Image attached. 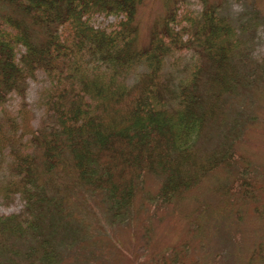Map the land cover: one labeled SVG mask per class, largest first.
I'll return each mask as SVG.
<instances>
[{"label": "trees", "instance_id": "trees-1", "mask_svg": "<svg viewBox=\"0 0 264 264\" xmlns=\"http://www.w3.org/2000/svg\"><path fill=\"white\" fill-rule=\"evenodd\" d=\"M143 1L0 0V104L10 93L23 98L27 79L39 71L55 81L46 96L49 124L32 129L25 114L9 121V132L0 125L12 175L0 189L25 201L23 213L0 215V264H60L46 232L68 229L62 223L69 213L55 188L48 189L54 176L100 195L118 218L145 174L162 178L157 198L169 205L211 171L236 162L226 140L206 155L200 147L226 118L229 98L250 77L264 79V58L254 62L241 51L236 28L218 13L219 4L206 1L198 15L178 18L165 0V15L142 45L136 15ZM95 16L117 22L110 30L95 27ZM186 49L193 60L176 81L166 61ZM240 162L227 189L246 199L257 180L249 160ZM23 240L37 241L39 255L33 258L37 247L23 258L8 250ZM166 254L172 257L155 264H185L181 250Z\"/></svg>", "mask_w": 264, "mask_h": 264}, {"label": "rangeland", "instance_id": "rangeland-1", "mask_svg": "<svg viewBox=\"0 0 264 264\" xmlns=\"http://www.w3.org/2000/svg\"><path fill=\"white\" fill-rule=\"evenodd\" d=\"M164 1L144 0L138 6L136 21L142 45L152 25L166 13ZM205 1L219 4L218 13L236 28L239 49L254 62L262 60L264 0H168V6L177 8L178 18L192 17L200 13ZM116 22L113 16L93 19L95 27L108 30ZM192 60L191 50L174 53L166 61L165 72L177 81ZM26 82L23 98L10 93L0 104V125L6 132L11 131L10 120L18 122L25 114L32 129L50 123L46 96L53 90L54 79L39 71ZM225 110L226 118L223 115L220 127L210 132L212 139L203 140L200 148L206 155L226 140L234 146L236 162L211 171L200 185L172 204L165 205L157 198L162 178L145 174L128 212L113 218L100 195L90 194L64 175L54 176L48 189L55 188L69 213L62 223H67L68 229L59 226L53 234L46 232L62 257L60 264H155L164 254L172 257L166 254L172 248L182 251L185 264H264L263 76L254 82L250 77L247 87L225 103ZM6 143L0 140V187L12 176ZM242 158L249 160L250 175L257 180L246 199L227 189L243 166ZM24 202L20 194L0 189V215L23 213ZM32 247H37L34 258L39 255L37 241L11 243L8 250H18L23 258Z\"/></svg>", "mask_w": 264, "mask_h": 264}]
</instances>
